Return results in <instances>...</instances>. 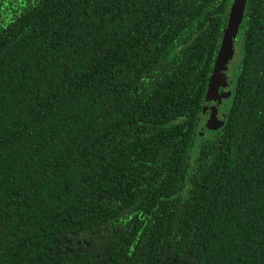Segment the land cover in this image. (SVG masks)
Here are the masks:
<instances>
[{"label": "trees", "instance_id": "obj_1", "mask_svg": "<svg viewBox=\"0 0 264 264\" xmlns=\"http://www.w3.org/2000/svg\"><path fill=\"white\" fill-rule=\"evenodd\" d=\"M233 2L0 0V264H264V0L202 134Z\"/></svg>", "mask_w": 264, "mask_h": 264}, {"label": "rangeland", "instance_id": "obj_2", "mask_svg": "<svg viewBox=\"0 0 264 264\" xmlns=\"http://www.w3.org/2000/svg\"><path fill=\"white\" fill-rule=\"evenodd\" d=\"M241 21L236 23L233 38H231L232 42L223 43L221 54L217 57L215 71L210 84L209 98L203 109V135L217 131L224 123L225 115L222 116V114H224L225 105L223 102L230 93H233L232 88L237 73L236 67L239 63L238 53L240 46H242L241 35L239 36Z\"/></svg>", "mask_w": 264, "mask_h": 264}, {"label": "water", "instance_id": "obj_3", "mask_svg": "<svg viewBox=\"0 0 264 264\" xmlns=\"http://www.w3.org/2000/svg\"><path fill=\"white\" fill-rule=\"evenodd\" d=\"M245 3H246V0H234L232 8L230 10L227 28H226V30L224 32L223 40H222V43L220 45V49H219L217 57H219L220 54H221L222 44L223 43L232 42L231 38H233V34H234L233 31L236 28V23L240 22L241 19H242ZM216 60H217V58H216ZM215 65H216V61H215V64H214L213 73L215 71ZM213 73H212V76H211V80L209 82V88H208L207 95L209 94V90H210V86H211L210 84H211V81H212Z\"/></svg>", "mask_w": 264, "mask_h": 264}]
</instances>
